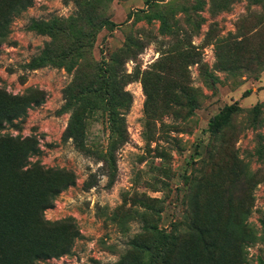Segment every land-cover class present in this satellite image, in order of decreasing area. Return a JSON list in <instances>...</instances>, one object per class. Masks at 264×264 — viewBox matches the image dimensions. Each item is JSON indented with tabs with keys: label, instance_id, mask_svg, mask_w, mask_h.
Segmentation results:
<instances>
[{
	"label": "rangeland",
	"instance_id": "rangeland-1",
	"mask_svg": "<svg viewBox=\"0 0 264 264\" xmlns=\"http://www.w3.org/2000/svg\"><path fill=\"white\" fill-rule=\"evenodd\" d=\"M10 20L0 136L28 157L0 173V264H264V0H32Z\"/></svg>",
	"mask_w": 264,
	"mask_h": 264
},
{
	"label": "trees",
	"instance_id": "trees-1",
	"mask_svg": "<svg viewBox=\"0 0 264 264\" xmlns=\"http://www.w3.org/2000/svg\"><path fill=\"white\" fill-rule=\"evenodd\" d=\"M1 4H4L3 0L0 1ZM32 3V0H14L13 3H9L7 8H9L8 15H4V11L0 14V46L5 43L8 40L9 31H10V16L13 15L16 17L19 15L23 10H25L30 4ZM221 59V56H219ZM240 106L237 101H235L232 104H227L225 107L216 115L213 116V118L210 120L209 123V130L212 132H215L225 125L229 123L232 116L236 114L240 110ZM70 131L73 133V128L71 127V124L69 126ZM70 136L74 137V134H71ZM20 140L16 139L15 137H1L0 136V173L4 170L6 165L11 163V166L13 165L10 160L13 159L14 161V168L21 172L23 170L25 160L28 157V151L27 150H21L19 145ZM57 193V190L55 188L49 187L45 193V200L43 208H47L50 204L48 201L47 194L51 196V198L54 197V194ZM1 197V196H0ZM10 221L8 218H3V214L0 211V255L3 254L5 257L3 260L6 259V253L5 249L6 246L3 244L8 243V233H10V230L5 226V223H8ZM228 231L242 244L254 241L257 236L253 229L246 223V218H243L241 220H237L236 215H232L228 221ZM13 241V240H12ZM3 244H2V243ZM10 247V245H9ZM16 248L12 249L9 248V251H14ZM29 251V250H28ZM47 251V250H46ZM37 253L32 252L31 256L28 257L25 261L21 262V264H25L26 261L29 264H33L36 261V255ZM1 258V257H0ZM4 264V263H3Z\"/></svg>",
	"mask_w": 264,
	"mask_h": 264
}]
</instances>
